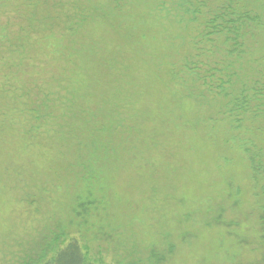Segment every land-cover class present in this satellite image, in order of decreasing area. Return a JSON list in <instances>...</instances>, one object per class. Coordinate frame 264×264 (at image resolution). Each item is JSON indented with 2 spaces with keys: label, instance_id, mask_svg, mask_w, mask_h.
Returning <instances> with one entry per match:
<instances>
[{
  "label": "rangeland",
  "instance_id": "rangeland-1",
  "mask_svg": "<svg viewBox=\"0 0 264 264\" xmlns=\"http://www.w3.org/2000/svg\"><path fill=\"white\" fill-rule=\"evenodd\" d=\"M67 236L264 264V0H0V264Z\"/></svg>",
  "mask_w": 264,
  "mask_h": 264
},
{
  "label": "trees",
  "instance_id": "trees-1",
  "mask_svg": "<svg viewBox=\"0 0 264 264\" xmlns=\"http://www.w3.org/2000/svg\"><path fill=\"white\" fill-rule=\"evenodd\" d=\"M233 18L226 19V15ZM208 22H215L212 26L220 30L238 34L241 25H236L243 15L234 16L228 12H214ZM232 24V25H226ZM33 264H104L101 260H93L88 256L84 246L76 236H67L62 239H56L44 246L38 259Z\"/></svg>",
  "mask_w": 264,
  "mask_h": 264
}]
</instances>
